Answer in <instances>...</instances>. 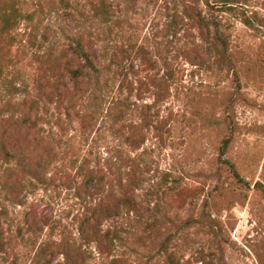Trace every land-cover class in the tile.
Listing matches in <instances>:
<instances>
[{
  "label": "rangeland",
  "instance_id": "1",
  "mask_svg": "<svg viewBox=\"0 0 264 264\" xmlns=\"http://www.w3.org/2000/svg\"><path fill=\"white\" fill-rule=\"evenodd\" d=\"M15 1L21 22L0 35V124L39 97L38 85L46 90L48 53L60 56L77 38L92 40L103 59L82 107L94 118L88 130L50 105L51 184L14 203L0 168L9 243L0 264H37L46 242L77 235L85 202L57 175L80 184L100 168L105 191L132 173L140 183L135 207L107 224L119 235L112 254L88 250L86 264H264V0ZM115 54L128 86L114 74ZM129 125L142 131L141 148ZM36 214L53 224L31 229Z\"/></svg>",
  "mask_w": 264,
  "mask_h": 264
},
{
  "label": "trees",
  "instance_id": "2",
  "mask_svg": "<svg viewBox=\"0 0 264 264\" xmlns=\"http://www.w3.org/2000/svg\"><path fill=\"white\" fill-rule=\"evenodd\" d=\"M218 1L223 5H229L235 0ZM61 3L67 8V1H61ZM105 6L106 3L103 2L102 12L107 15ZM22 17L18 1L0 0V35H9L17 29ZM245 23L253 26L254 21L247 18ZM47 56L53 61L50 60V64L45 63L47 66L44 67L47 75L46 90L38 85L39 97L30 102L23 101L21 114L8 117L0 124L1 186L6 191V198L18 204H25L26 196L23 195V191L30 186L36 188L39 185L51 184L47 180V175L51 161L55 157V146L51 138L45 135L44 129V124L49 123L47 117L51 114L50 105L56 104L61 112L64 110L70 118L76 117L85 130L94 124L91 114H82L90 82L93 77L99 78V65L103 59L96 51L94 42L75 38L60 56L53 58L52 53H48ZM116 56L118 55L113 56L110 64L117 67L114 69V74L121 77V84L128 86V72L124 67L120 68L122 61H117ZM2 76L3 65L0 55V79ZM59 120L60 128L63 130L65 121L62 117ZM129 128V140L132 146L141 148L144 140L142 131L134 125H129ZM230 140V138L225 140L222 156L226 154ZM142 160L147 163L145 154L142 155ZM232 168L234 169L233 165ZM236 175L241 182L246 183L237 172ZM57 176L61 183L59 185L67 188L76 185L74 189L78 195L82 196L85 211L79 220L78 234L71 233L60 241L51 239L46 242V246L40 250L37 264H86L89 258L88 250L91 249L101 256L112 254L115 240L119 238V235L112 226L107 224L116 220L123 209L135 207L136 199L133 192L140 183V179L132 173L127 183L121 181L116 187L112 185L114 181L109 180V190L105 191L108 174L101 168L98 171L88 169L80 184L75 176L69 173H61ZM57 179H54L52 185H57ZM92 187L96 192L91 191ZM4 209H0V257L6 253L9 244L2 224V218L6 214ZM40 221L45 222L43 228L40 227ZM52 224L50 219L37 214L30 221V227L35 231L44 230L45 226Z\"/></svg>",
  "mask_w": 264,
  "mask_h": 264
}]
</instances>
